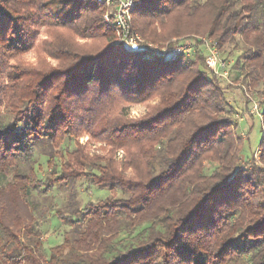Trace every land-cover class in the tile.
I'll return each mask as SVG.
<instances>
[{"label":"trees","instance_id":"obj_1","mask_svg":"<svg viewBox=\"0 0 264 264\" xmlns=\"http://www.w3.org/2000/svg\"><path fill=\"white\" fill-rule=\"evenodd\" d=\"M15 1L0 0V45L16 52L32 31L17 25ZM27 1L24 21L39 25L26 11L47 10ZM83 7L76 30L109 40L101 4ZM46 15L41 24L73 20ZM131 28L155 43L200 33L219 47L240 36L235 80L264 96V0H141ZM198 51L183 63L105 46L76 58L62 82L10 64L0 77V264H264V109L263 166L241 165L243 143ZM154 96L159 106L139 120L119 108ZM84 133L109 149L89 153L77 141ZM81 180L111 195L54 210L69 232L46 250L30 198Z\"/></svg>","mask_w":264,"mask_h":264},{"label":"rangeland","instance_id":"obj_2","mask_svg":"<svg viewBox=\"0 0 264 264\" xmlns=\"http://www.w3.org/2000/svg\"><path fill=\"white\" fill-rule=\"evenodd\" d=\"M141 1V0H139ZM40 5H43V13H39L35 8L26 11L27 15L35 12L37 15V22L39 25L24 21L27 17L23 16L25 10L23 0H16L12 4L14 11L18 13H11L12 16H22L16 21L19 26H27L32 34L30 36L31 43L24 45L20 50L12 51L7 45H0V77L3 76V72L11 69L10 64H17L20 68L25 70H32L37 72L40 76L45 74H55L60 82L67 75V70L72 66L74 60L80 56L89 57L96 55L99 51L105 47L114 46L118 52L125 51V48L117 42V32H115L103 19V12L101 13L102 20L106 26L112 31V36L109 40L103 37H89L82 35L81 30L76 28L82 27L83 23L77 19L76 16L78 6L89 7L96 4L95 0H38ZM30 0L25 4H31ZM34 2L31 4L33 6ZM72 4H75L72 7ZM77 4H79L77 6ZM73 8V9H72ZM84 8V7H83ZM45 14L52 19L64 20L73 19L68 23H61L59 25H45L41 24L45 20ZM81 14V13H80ZM79 14V15H80ZM78 15V16H79ZM76 20H75V19ZM7 23V19L5 18ZM66 21V20H65ZM132 21V19H131ZM156 31H159V26L154 24ZM5 27V26H4ZM132 30V28H131ZM134 32V30H132ZM136 32V31H135ZM139 34V33H138ZM10 33H7L5 43H8V37ZM140 35V34H139ZM143 44L148 46H154L161 48H173L184 44V47L191 46V51L188 55L180 56L178 59H182L185 63L188 60L195 59V51L198 49V53L204 58L202 68L207 73H211L217 79L216 83L222 88L223 95L226 104L224 107L229 112H226V116H230L235 130L238 136L241 138L243 144V156L241 157V165H258L263 166L259 159V142L261 140V113L264 109V104L261 102L264 100V96L250 90L241 80H235V63L240 56L243 49V39L238 36L236 42L233 44H223L217 46V43L210 38L207 34L200 33H183L176 37H171L168 41L153 42L148 39H144L140 35ZM16 46V45H14ZM210 46H215L218 60L223 61L226 64L224 73H215L211 67H209L205 60ZM149 61V60H148ZM153 61V58L150 60ZM66 71V72H65ZM218 71V70H217ZM67 77V76H66ZM6 83V79H3ZM159 106V98L157 96L150 99L127 106L122 104L119 106L120 110L126 115L127 119L139 120L154 112L155 108ZM229 114V115H227ZM80 145L86 147L89 153L104 154L109 147L102 142L95 141L88 134H82L77 138ZM69 149L74 148V141L67 145ZM240 147V144H239ZM63 155V154H62ZM122 152L118 150L116 152V159H120ZM252 156V158H251ZM251 158V159H250ZM66 157L61 156L57 163H61ZM40 164V174L43 176L49 172V168L46 165V158L43 156L38 157ZM38 168V165L35 166ZM111 192L107 189L98 188L93 185L84 183L83 180L76 182L75 186L66 185L62 187H49L44 194H38L31 197L32 205L36 210L33 212V218L39 221V228L43 233L42 240L44 247L47 250L51 246L59 244L63 240L64 234L69 232L67 226H65L54 210L59 209L63 212L71 207H77L78 210H83L84 206L88 203H97L110 197ZM42 196H45L42 197ZM117 196L120 193L117 192ZM49 206L52 209H49Z\"/></svg>","mask_w":264,"mask_h":264},{"label":"built area","instance_id":"obj_3","mask_svg":"<svg viewBox=\"0 0 264 264\" xmlns=\"http://www.w3.org/2000/svg\"><path fill=\"white\" fill-rule=\"evenodd\" d=\"M96 3L101 4L100 10L103 12L104 21L117 32V42L121 44L128 52H140L142 58L151 60L159 56L169 60L178 59L180 56L188 55L191 51V46L184 47L178 45L173 48H161L157 46L144 45L140 35L131 30V19L134 8L139 4V0H95ZM206 56V64L215 71V73L222 72L226 68V64L218 60L215 46L209 47ZM218 70V71H217Z\"/></svg>","mask_w":264,"mask_h":264}]
</instances>
